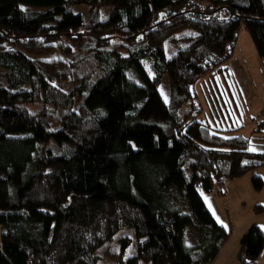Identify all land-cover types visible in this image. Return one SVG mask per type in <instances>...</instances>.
<instances>
[{"label": "trees", "instance_id": "16d2710c", "mask_svg": "<svg viewBox=\"0 0 264 264\" xmlns=\"http://www.w3.org/2000/svg\"><path fill=\"white\" fill-rule=\"evenodd\" d=\"M242 25L264 59V0H0V264H211L231 234L202 193L261 189L264 153L186 106ZM263 249L253 224L239 264Z\"/></svg>", "mask_w": 264, "mask_h": 264}, {"label": "rangeland", "instance_id": "374dc122", "mask_svg": "<svg viewBox=\"0 0 264 264\" xmlns=\"http://www.w3.org/2000/svg\"><path fill=\"white\" fill-rule=\"evenodd\" d=\"M220 16L228 17V14L220 12ZM187 44L188 40L185 39L172 41L166 45V53L171 57ZM147 65L153 75L151 62L147 61ZM222 67L223 72L204 76L193 86L194 104L190 101L186 107L188 110L196 107L195 119L211 124L214 132L225 137L244 136L250 141V151L264 153V131L257 130L263 117L260 113L264 109V59L259 56L244 25L240 29L232 57ZM160 91L168 101L170 81L167 75L162 79ZM255 175L263 179L261 189L255 188L252 174L249 173L228 181L223 187L224 194L202 193L216 221L231 234L221 258L214 264H239L236 255L242 236L253 224L264 230V209L257 208L264 207V166L256 169ZM180 208L186 209L187 206L183 203ZM186 238L191 244L200 246L207 243L210 247L212 241L210 236L191 227L186 232ZM106 247L108 244L99 249V254L104 256V261L109 262L110 257L102 251Z\"/></svg>", "mask_w": 264, "mask_h": 264}, {"label": "crops", "instance_id": "0c3cea01", "mask_svg": "<svg viewBox=\"0 0 264 264\" xmlns=\"http://www.w3.org/2000/svg\"><path fill=\"white\" fill-rule=\"evenodd\" d=\"M226 244H227V242L224 243V245L221 247L219 254H218L217 257L215 258V260L212 262V264H214L215 262H217V261L221 258V256H222L224 250L226 249ZM238 251H239V250H238ZM237 254H238V252H237ZM236 256H237V255H236ZM258 262H259L260 264H264V249H263V251L261 252V254H260L259 258H258Z\"/></svg>", "mask_w": 264, "mask_h": 264}, {"label": "snow or ice", "instance_id": "6c2138e0", "mask_svg": "<svg viewBox=\"0 0 264 264\" xmlns=\"http://www.w3.org/2000/svg\"><path fill=\"white\" fill-rule=\"evenodd\" d=\"M254 150V149H253Z\"/></svg>", "mask_w": 264, "mask_h": 264}]
</instances>
